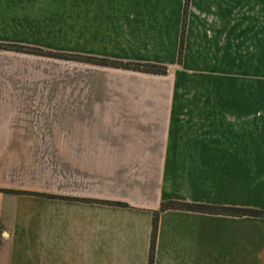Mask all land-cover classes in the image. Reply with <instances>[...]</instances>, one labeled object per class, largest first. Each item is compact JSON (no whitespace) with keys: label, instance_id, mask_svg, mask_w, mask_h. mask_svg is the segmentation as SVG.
<instances>
[{"label":"crops","instance_id":"obj_1","mask_svg":"<svg viewBox=\"0 0 264 264\" xmlns=\"http://www.w3.org/2000/svg\"><path fill=\"white\" fill-rule=\"evenodd\" d=\"M186 3L179 62L185 0H0V43L167 68L0 73V189L55 196L0 192V264H148L163 202L264 211L257 99L173 95L191 58L239 72L240 42L264 40V0ZM152 264H264V217L164 210Z\"/></svg>","mask_w":264,"mask_h":264},{"label":"rangeland","instance_id":"obj_2","mask_svg":"<svg viewBox=\"0 0 264 264\" xmlns=\"http://www.w3.org/2000/svg\"><path fill=\"white\" fill-rule=\"evenodd\" d=\"M19 27H23V25L16 26L17 29ZM34 27L39 28L38 25ZM40 36L42 35L39 31L31 33V37ZM26 43H31L30 46L33 47L34 45L49 46V42L44 40ZM67 48L70 49V41L67 43ZM238 59L240 63L239 72L211 73L204 70L197 71V69H206V67L198 66L200 58H196V61L195 58H191L186 72H175L176 82L173 95L222 96L225 98L237 96L241 99L253 97L257 99L255 111L264 112L263 101L260 100L264 99V40L241 41ZM183 69L185 70V68ZM24 70L31 73L33 79L39 75L38 79L71 80L74 69L72 64L59 59L42 58L15 52H0V73L4 76L3 79H6L5 75H14L15 72L17 79H23ZM172 76L171 72L166 79L170 81L173 79Z\"/></svg>","mask_w":264,"mask_h":264},{"label":"trees","instance_id":"obj_3","mask_svg":"<svg viewBox=\"0 0 264 264\" xmlns=\"http://www.w3.org/2000/svg\"><path fill=\"white\" fill-rule=\"evenodd\" d=\"M186 0L184 5V15H183V25L182 32L180 36V43L178 48V61H181L182 53H183V32L185 27V16H186ZM1 50L15 51L20 53L39 55L45 57H52L64 60H75L81 61L89 64L107 66L125 70H131L141 73L154 74V75H164L167 72V68L158 64H150V63H138V62H122L107 58H98L92 56H81L74 55L70 53H58L48 51L39 47L26 46L14 43H0ZM0 192L11 193V194H33L44 197H55L49 196L45 194L35 193V192H25L18 190H10V189H0ZM98 201V200H97ZM103 203H108L112 205H120L125 206V203L122 202H114V201H100ZM167 209H177V210H186V211H196L208 214H220V215H229V216H263L264 211L257 209H249L242 207H232V206H218V205H206V204H197V203H187L181 201H167L161 203L159 209L153 212L152 217V226H151V240H150V251H149V259L148 264L153 263V254L155 249V241L157 235V226H158V215L160 212Z\"/></svg>","mask_w":264,"mask_h":264}]
</instances>
